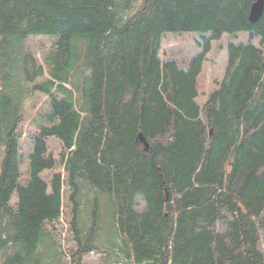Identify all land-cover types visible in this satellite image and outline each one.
Listing matches in <instances>:
<instances>
[{
    "label": "trees",
    "instance_id": "1",
    "mask_svg": "<svg viewBox=\"0 0 264 264\" xmlns=\"http://www.w3.org/2000/svg\"><path fill=\"white\" fill-rule=\"evenodd\" d=\"M254 1L0 0V55L8 51V68L18 54L23 60L15 83L8 72V110L0 116L1 264L56 257L42 228L61 218L63 205L61 177L52 178L50 193L39 177L54 167L47 138L68 152L75 264L100 249L96 210L85 236L79 229L81 201L89 200L79 196L83 180L109 197L123 237L110 246L124 264H264V10L251 23ZM239 32L263 47L229 43L224 78L200 107L210 42ZM189 33L204 40L200 54L188 60L170 51L160 59L164 35ZM31 36L58 41L49 79L35 87L50 100L51 126L39 128L23 186L13 134L27 79L43 76L41 67L29 76L33 65L21 53ZM14 194L15 208L8 205Z\"/></svg>",
    "mask_w": 264,
    "mask_h": 264
},
{
    "label": "rangeland",
    "instance_id": "2",
    "mask_svg": "<svg viewBox=\"0 0 264 264\" xmlns=\"http://www.w3.org/2000/svg\"><path fill=\"white\" fill-rule=\"evenodd\" d=\"M209 34H205L204 37L208 38ZM56 37L47 36H31L28 37L22 45L21 53L32 63L31 70L29 69V76H33L34 72L39 67L43 69L42 77H34L33 80H28L25 83L27 86V94L21 99V105H19V117L16 124V130L13 137L17 142V153L19 158V179L20 185H27L29 182V157L33 153L34 139L39 134V128L41 126L50 127L51 125L46 121V116L51 112L50 100L47 96H43L35 91V87L47 79H49V65L50 58L57 50ZM259 38L250 39L249 33L239 32L235 35H223L219 40L210 42L209 52L205 56L201 75L198 79L199 95L196 99V103L201 107L208 99L209 95L217 90L218 84L223 80L225 74V68L227 65V45L229 43H252L254 46L259 47ZM1 46V38H0ZM204 46V40L196 33L182 34V35H164L160 44L159 57L163 61L165 60L169 52H177L180 54L177 58H187L200 54ZM261 48L263 46H260ZM263 52H264V48ZM2 52L0 51V54ZM21 60L20 54L13 58V63H10L8 68V51L6 57L0 55V116L1 108L3 106L8 110V72H19L17 66L20 67ZM3 64H5V70L3 71ZM7 64V65H6ZM2 77L4 80L2 81ZM10 78V81H11ZM2 81V83H1ZM13 82L15 83L14 79ZM17 88V86H14ZM67 88L70 89L68 85ZM22 96L21 90L16 95H13L15 99L10 101V105L15 107L18 102V97ZM77 103L79 101V95L76 96ZM8 121V116L5 118ZM1 122V121H0ZM1 125V123H0ZM7 131H3L6 134ZM47 152L52 155L54 160V167L50 171H44L40 174V178L47 184L50 193V182L56 175L61 177V199L62 215L59 220L51 223L43 224L42 228L47 237V245H51L56 257L53 258L52 254L47 252L42 257V264H54V260H58V264H75L72 261V257L77 252V242L74 237L72 229L73 222V204L70 202V195L72 191L68 183V175L64 168L65 159L63 156L67 155V151L64 150L60 141L55 138L45 139ZM142 146V145H141ZM4 148L0 147V167L3 161ZM90 187L89 191L88 188ZM84 199H89L82 202V208L79 212V229L82 236H85L88 227L92 224V213L96 210L95 215L97 219V225L99 226V232L97 237V245L99 250L92 251L88 255H85L80 264H124L125 259L117 248L110 246L116 244L117 246L122 243L123 237L117 235L116 225L112 218V211L110 209L109 197L101 193L97 188L90 186L86 180L81 182L80 194ZM17 203L16 195L10 199L8 205L15 208ZM136 210L143 212L145 210V203L142 198H137ZM96 222V221H95ZM262 247H264V238ZM114 248V251H111ZM2 256V250H0V257ZM119 261V262H118ZM2 259H0V264Z\"/></svg>",
    "mask_w": 264,
    "mask_h": 264
},
{
    "label": "water",
    "instance_id": "3",
    "mask_svg": "<svg viewBox=\"0 0 264 264\" xmlns=\"http://www.w3.org/2000/svg\"><path fill=\"white\" fill-rule=\"evenodd\" d=\"M264 0H255L249 10L248 19L251 23H256L263 13ZM137 141L143 146L144 152L148 151L149 145L141 133L137 135Z\"/></svg>",
    "mask_w": 264,
    "mask_h": 264
},
{
    "label": "bare ground",
    "instance_id": "4",
    "mask_svg": "<svg viewBox=\"0 0 264 264\" xmlns=\"http://www.w3.org/2000/svg\"><path fill=\"white\" fill-rule=\"evenodd\" d=\"M263 10H264V7H263ZM87 242V241H86ZM126 245V244H125ZM31 256V255H30Z\"/></svg>",
    "mask_w": 264,
    "mask_h": 264
}]
</instances>
